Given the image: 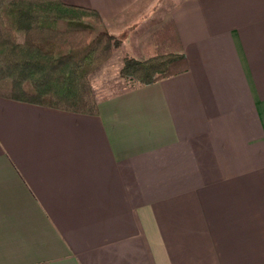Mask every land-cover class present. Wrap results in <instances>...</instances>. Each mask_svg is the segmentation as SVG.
<instances>
[{
	"label": "crops",
	"instance_id": "crops-1",
	"mask_svg": "<svg viewBox=\"0 0 264 264\" xmlns=\"http://www.w3.org/2000/svg\"><path fill=\"white\" fill-rule=\"evenodd\" d=\"M60 1L187 70L96 114L0 90V264H264V0Z\"/></svg>",
	"mask_w": 264,
	"mask_h": 264
},
{
	"label": "trees",
	"instance_id": "trees-1",
	"mask_svg": "<svg viewBox=\"0 0 264 264\" xmlns=\"http://www.w3.org/2000/svg\"><path fill=\"white\" fill-rule=\"evenodd\" d=\"M12 11L25 20L22 41L17 39V26L7 20ZM59 21L64 27L57 26ZM101 23L94 9L60 0H0V81L9 83V97L96 114L99 97L90 75L120 43ZM63 44V51L51 48ZM186 70L184 54L163 51L146 59L127 57L119 77L147 85Z\"/></svg>",
	"mask_w": 264,
	"mask_h": 264
},
{
	"label": "rangeland",
	"instance_id": "rangeland-1",
	"mask_svg": "<svg viewBox=\"0 0 264 264\" xmlns=\"http://www.w3.org/2000/svg\"><path fill=\"white\" fill-rule=\"evenodd\" d=\"M167 0L166 5H160V11L163 9L167 12L168 16V8L170 7ZM158 5V4H157ZM155 6V8L157 7ZM12 15V16H11ZM7 17V20L11 26H17V39L19 41L23 40L24 37V25L25 20H23L22 16L19 14H15V12L12 11V14ZM57 26L59 28L64 27L62 22L59 21ZM100 27L103 28V24L101 23ZM167 28L170 27V23L167 20ZM164 29V28H163ZM161 29V30H163ZM156 34V32H155ZM152 36V35H151ZM157 36V35H155ZM168 36V35H167ZM120 39V43L114 47L112 51V55L109 58V60L101 66L99 69H97L94 73L90 75V83L93 90L98 94V97H107L109 95H113L114 93H117L123 89L129 88L133 85L131 81H128L126 79H123L119 77V69L121 68L122 64L124 63V60L129 57V52L126 50V47L124 44L121 45L122 35L116 36ZM153 37V36H152ZM151 37V40H152ZM169 38V37H168ZM154 39V38H153ZM155 40V39H154ZM152 42V41H151ZM53 48V51L60 52L65 50V45H57L51 47ZM0 90L6 91L8 93L9 91V83L7 81H0Z\"/></svg>",
	"mask_w": 264,
	"mask_h": 264
}]
</instances>
